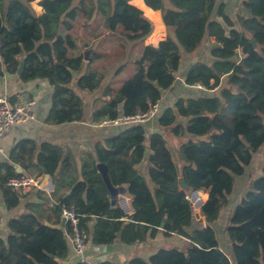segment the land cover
Returning a JSON list of instances; mask_svg holds the SVG:
<instances>
[{
  "label": "trees",
  "instance_id": "16d2710c",
  "mask_svg": "<svg viewBox=\"0 0 264 264\" xmlns=\"http://www.w3.org/2000/svg\"><path fill=\"white\" fill-rule=\"evenodd\" d=\"M34 1L0 0V76L16 75L27 55L25 72L18 76L21 82L47 81L53 87L46 123L81 122L88 114L84 95L99 90L105 75L93 66L100 54L93 53L89 62L84 54L71 56L78 46L73 34L78 20L100 12L109 33L121 31L127 41L143 43L153 34L154 23L141 0L134 1L141 9L133 0H43L41 15ZM144 1L161 11L168 35L157 46L143 45L135 60L138 70L119 89L104 88L105 103L91 111V123L147 112L175 84L183 51L188 55L206 48L214 37L217 46L209 60H198L185 74L186 85L205 90L178 99L173 108H162L148 125L160 127L163 134L149 137L148 122L111 128L110 135L94 143L92 165L82 160L77 177L64 191L56 189L51 196L39 192L43 203L28 202L23 214L8 221L11 235L0 238V264H61L69 254L70 233L69 225L60 228L63 204H74L85 215L81 226L95 247L112 245L118 238L128 245L142 243L162 226L166 237L187 239L184 249L162 248L149 260L135 258L129 264H264V173L234 210L227 229L233 242L230 254L221 248L213 226L229 204L236 179L264 145V0H242L249 16L237 18L227 12L224 0ZM169 136L197 139H188L177 152L185 161L181 168ZM145 160L147 176L139 170ZM73 162V154H65L60 145L21 140L10 161L0 163L7 209L23 202L8 185L10 178L48 175L61 183ZM181 176L189 190L208 193L201 213L205 223L186 200L189 190L180 186ZM107 184L132 198V215L115 197L110 199Z\"/></svg>",
  "mask_w": 264,
  "mask_h": 264
},
{
  "label": "crops",
  "instance_id": "0c3cea01",
  "mask_svg": "<svg viewBox=\"0 0 264 264\" xmlns=\"http://www.w3.org/2000/svg\"><path fill=\"white\" fill-rule=\"evenodd\" d=\"M43 0H36L32 3H36V8L39 9L37 14L41 15L44 10L40 6V2ZM136 0H133L131 3L138 7L135 4ZM140 1V0H139ZM142 3L149 9L144 0H141ZM227 7V12L234 18L237 16H249L248 12L242 6V0H224ZM237 7V11H234ZM34 8V6H33ZM153 10V9H152ZM155 11V10H153ZM160 13V17L162 23L164 25V33L166 34L167 27L164 24L162 19L161 11H156ZM151 20V19H150ZM152 21V20H151ZM153 22V21H152ZM155 25V24H154ZM155 30V29H154ZM152 35V34H151ZM167 36L165 35L160 41L164 40ZM159 41V42H160ZM152 45L157 46L159 44ZM214 45V46H213ZM217 46V43L214 41V44L207 47L209 51L205 54L204 60L208 61V57L210 56V50ZM78 47V46H77ZM206 47V46H205ZM200 49V48H198ZM197 49V50H198ZM196 50V51H197ZM195 51V52H196ZM202 51V56L204 55L205 50ZM195 52L191 54H184L183 61L181 63L179 71L176 73V82L173 87L164 93L161 106L162 108H173L175 103L180 98H193L199 96L202 91L205 90L203 87L202 89L198 88L197 86H188L185 82V74L190 68L191 65L196 63L198 60L202 59L201 57L198 58L195 55ZM186 61H189L188 64H185ZM23 91H32L37 96V105H36V114H37V121L30 122L24 125H18L12 128L8 133H6L0 139V163L10 161V156L13 149L16 145L23 139H33L37 142H44L49 141L51 143L60 145L62 149L66 153L73 154L74 162H73V169L72 171L63 178L61 183H56L51 176H43L40 179L41 187L44 189L37 190L32 192L27 197H23L22 205L16 209L8 210L5 204V199L3 192L0 190V238L6 239L9 235H11V231L8 227V221L11 218L18 217L20 214H23L26 209L25 205L28 202H35V203H43L42 199H40V193H44L48 196L56 190L59 189L60 191H64L67 185L73 181L76 176V171L80 167L82 160L88 162L89 165H92V149L94 143L100 141L105 138L106 135H110L112 131L111 128H99L94 126L96 123H91V110H88L87 119L81 122L66 124V125H49L46 123V119L48 117L49 111L52 105V97H53V87L47 81H35L31 83H23L16 75L7 74L6 76H0V94H15L17 92ZM151 122L148 121L147 123V130L148 135L150 137L151 134L154 133H165L163 129L158 126L148 125ZM108 133V134H106ZM188 139H195L192 136L181 137L177 138L174 136L168 137V142L172 145V151L175 150L177 152L180 151L181 145L186 142ZM178 163L177 165L181 168L185 161L180 159L179 153ZM18 172L22 171V168L19 165H15ZM264 167L261 169L262 174H258L250 177L251 173L254 174V171L251 172L249 166L246 169V173L238 177L235 181V188L233 193L230 195L229 204L221 210L220 216L217 221L214 223V228L217 232V237L220 242L221 248L227 253H231V248L233 242L231 241L229 234L227 232L228 227L230 226V221L233 216L235 208L242 202L243 197L245 196L246 192L248 191L251 183L258 177L262 176L264 171ZM139 170L147 176V161L141 163L139 165ZM104 174V173H103ZM183 177V176H181ZM109 187V197L110 199H114L115 197L117 201L119 200L120 196L125 195V191L122 188L111 186L107 184ZM151 189H154V186L150 183ZM40 192V193H39ZM209 195H206L208 198ZM200 220H203L205 223V218L203 216L200 217ZM66 226V225H65ZM94 226V224H93ZM69 254L65 259L61 260V264H78V259L75 255L72 245L70 244L69 240ZM187 245V239L179 236V235H172L170 237H166L164 235V228L160 227L159 232L155 237H151L148 235L147 240L142 243H135L132 245H128L122 242L121 238H118L114 244L95 247L91 243H88V255L92 260L99 264L101 262L107 263H115V264H129V262L135 258H143L145 260H149V258L156 253L158 250L162 248H172L178 247L180 249H184Z\"/></svg>",
  "mask_w": 264,
  "mask_h": 264
},
{
  "label": "built area",
  "instance_id": "2783aa9c",
  "mask_svg": "<svg viewBox=\"0 0 264 264\" xmlns=\"http://www.w3.org/2000/svg\"><path fill=\"white\" fill-rule=\"evenodd\" d=\"M197 87L203 88L202 85H197ZM36 105L37 96L32 91L0 94V139L15 126L37 121ZM160 106L161 102L151 105L147 112L139 110L134 116H122L114 120L106 117L94 126L117 128L131 123H146L157 117ZM8 185L17 190L22 198L27 197L32 192L44 189L41 187L40 179L36 177H13L9 179ZM205 195H208V193L199 189L189 190L186 194V200L189 202L193 213L195 215L199 214L200 217L202 216V208L208 199ZM118 202L127 215L134 213L131 197L127 195L120 196ZM61 208L62 216L66 219V225L70 227L68 240L78 261L82 264H96L88 255L87 233L81 226V220L85 215L74 204H63Z\"/></svg>",
  "mask_w": 264,
  "mask_h": 264
},
{
  "label": "rangeland",
  "instance_id": "374dc122",
  "mask_svg": "<svg viewBox=\"0 0 264 264\" xmlns=\"http://www.w3.org/2000/svg\"><path fill=\"white\" fill-rule=\"evenodd\" d=\"M36 5L37 4L34 3L33 6L35 11L38 12L39 9L36 8ZM234 11H237V7ZM120 33L121 31L116 33H109L107 31L105 28L104 18L101 16L100 12H97L92 18L90 17V19L81 17L77 22L75 30L73 31L74 37L78 41V47L71 51V56L84 54L85 51L89 49L91 50L90 60L93 53L100 54V58L94 62L93 66L105 75L102 87L99 90L92 94L86 93L84 95L87 108L91 111L96 106L99 107L105 103V101L102 99V94L106 86L110 85L117 90L126 80L135 74V72L138 70L135 60L140 57L143 45L151 44L149 43V38L146 39L144 43L127 41L120 35ZM165 35L167 36L168 32L166 34L164 33V37ZM214 41V37L210 38L207 41L208 44L206 43L207 47L214 44ZM87 42L90 44H88L89 46L86 47L85 43ZM120 44L121 46L123 45L124 49L121 48ZM207 47H200V49L195 52V55H197L198 58L201 57V50H205L206 52L209 51ZM238 51L239 53L241 52L240 49ZM183 54H186V52L183 51ZM205 56L206 55L204 52V55L201 58L204 59ZM188 63L189 61L185 62V64ZM16 76L18 75L16 74ZM173 152L175 158L180 164L177 151L173 150ZM263 167L264 145L254 154L253 161L249 166L251 172L254 171V174L251 173L249 176L253 177L257 175V173L262 174L261 169Z\"/></svg>",
  "mask_w": 264,
  "mask_h": 264
},
{
  "label": "water",
  "instance_id": "95a60500",
  "mask_svg": "<svg viewBox=\"0 0 264 264\" xmlns=\"http://www.w3.org/2000/svg\"><path fill=\"white\" fill-rule=\"evenodd\" d=\"M253 44H254V46H256V43L255 42H253ZM90 53H91V50L90 49L87 50V51H85V53H84L85 61H88V62L90 61ZM237 57H239V53L237 54ZM26 58H27V55H24L23 58H22V60H21L20 67H19V69H18V71L16 73L18 76H22L24 74V72H25V68H26L25 60H26ZM161 110H162V106H160V110L159 111H161ZM87 118L88 117L86 115L85 118L83 119V121L85 119H87ZM99 167L101 169V172L104 173V175H105L104 166L100 164ZM180 186L182 187L183 190H189V185L187 184L186 179L184 177H181L180 178ZM196 217L198 219H200L199 214H196ZM65 225H66V219L63 217V220H62V223L60 225V228H63L64 229L65 228ZM162 228H164V226H162ZM100 248H101V246L99 247V249Z\"/></svg>",
  "mask_w": 264,
  "mask_h": 264
},
{
  "label": "bare ground",
  "instance_id": "6f19581e",
  "mask_svg": "<svg viewBox=\"0 0 264 264\" xmlns=\"http://www.w3.org/2000/svg\"><path fill=\"white\" fill-rule=\"evenodd\" d=\"M145 15L155 24V30L149 37V41L157 44L164 37V25L162 23L160 13L143 7Z\"/></svg>",
  "mask_w": 264,
  "mask_h": 264
}]
</instances>
